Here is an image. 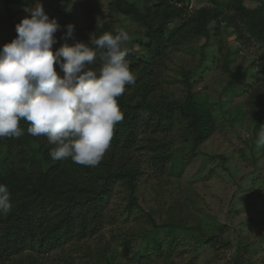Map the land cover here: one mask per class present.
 Listing matches in <instances>:
<instances>
[{"label":"trees","instance_id":"obj_1","mask_svg":"<svg viewBox=\"0 0 264 264\" xmlns=\"http://www.w3.org/2000/svg\"><path fill=\"white\" fill-rule=\"evenodd\" d=\"M0 1L7 9L11 4L28 7L33 2ZM209 2L192 10L182 0H112L105 18L90 25L93 39L104 32L115 34L116 18L122 16L144 40L138 44V53L128 52L126 56L135 83L126 85L124 94L117 98L124 119L117 124L110 147L96 167L76 164L71 158L52 160L49 149L53 145L46 137L30 136L25 120L20 121L24 134L19 139H0V157L4 154L0 183L8 186L13 204L11 213L0 215V264H38V257L52 253L60 255L54 264H77L68 260L72 258L70 249L73 253L80 251L92 264H121L116 251L127 242L128 231L119 230L108 240L102 232L109 222V201L118 186L128 194V215L158 226L138 197L140 178L147 173L164 179L175 133L196 154L216 131L215 116L204 96L193 92L191 79L205 60L212 32L216 36L221 25L230 28L237 41L243 42L247 34L263 48L259 78L247 83L241 104L242 115L249 116L257 126L264 124V0ZM201 39L205 42L198 45ZM82 41L88 43L90 38ZM75 42L72 39L67 43ZM196 49L197 64L188 66L181 53ZM214 51L218 53L220 46L216 45ZM224 67L229 69L226 63ZM57 72L63 75L62 69ZM175 85L180 86V92ZM143 158L148 168L143 167ZM91 241L95 242L93 249L82 246ZM66 247L69 254L62 261Z\"/></svg>","mask_w":264,"mask_h":264},{"label":"rangeland","instance_id":"obj_2","mask_svg":"<svg viewBox=\"0 0 264 264\" xmlns=\"http://www.w3.org/2000/svg\"><path fill=\"white\" fill-rule=\"evenodd\" d=\"M110 1L42 0L49 18L55 17L61 25L55 33L58 42L53 50L65 42L60 37L69 23L75 26L72 39L91 38L90 25L105 18ZM35 3L33 0L28 7L11 4L7 9L0 1V48L16 37V25L30 15L24 9L34 7ZM182 3L192 10L210 4L209 0H182ZM116 24L129 36L124 47L128 52L138 53V44L144 42L140 33L122 16L116 18ZM229 32L230 28L223 25L216 36L212 32L205 60L191 79L193 92L204 96L215 116L216 131L197 148L196 154L175 133L164 179L157 180L147 173L140 178L138 197L158 226L143 224V218L137 217L136 221L135 215H128L129 197L123 187L118 186L111 196L107 207L109 222L102 232L108 240L119 230L128 231L127 242L116 251L121 264L126 261L130 262L127 264H264V146L256 144L261 125L242 115L241 104L247 83L259 78L263 48L245 32L243 42ZM204 42L201 39L198 45ZM216 45L220 51L215 54ZM181 54L188 66L197 64L199 49ZM173 87L180 92V86ZM224 90L228 95H223ZM3 157L1 154L0 160ZM145 161L143 158V167L148 168ZM82 246L93 249L95 242ZM67 251L68 247L62 261L69 254ZM70 251V262L92 264L80 251ZM59 256L52 253L38 257L37 262L54 264Z\"/></svg>","mask_w":264,"mask_h":264},{"label":"clouds","instance_id":"obj_3","mask_svg":"<svg viewBox=\"0 0 264 264\" xmlns=\"http://www.w3.org/2000/svg\"><path fill=\"white\" fill-rule=\"evenodd\" d=\"M30 15L16 25L17 35L0 48V139H19L27 133L46 137L54 161L96 167L110 147L117 124L123 121L117 98L135 83L126 59V31L104 32L88 43H67L74 36L69 23L62 39L61 25L49 18L42 0L25 8ZM57 66L63 75L57 72ZM257 146H264V125ZM11 193L0 183V215L12 212Z\"/></svg>","mask_w":264,"mask_h":264}]
</instances>
